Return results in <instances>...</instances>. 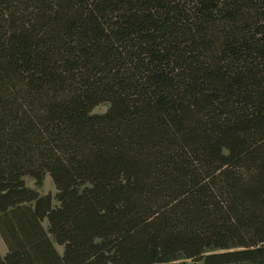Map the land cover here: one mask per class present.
I'll list each match as a JSON object with an SVG mask.
<instances>
[{
  "label": "trees",
  "instance_id": "16d2710c",
  "mask_svg": "<svg viewBox=\"0 0 264 264\" xmlns=\"http://www.w3.org/2000/svg\"><path fill=\"white\" fill-rule=\"evenodd\" d=\"M0 237V264H264V0H0Z\"/></svg>",
  "mask_w": 264,
  "mask_h": 264
},
{
  "label": "rangeland",
  "instance_id": "374dc122",
  "mask_svg": "<svg viewBox=\"0 0 264 264\" xmlns=\"http://www.w3.org/2000/svg\"><path fill=\"white\" fill-rule=\"evenodd\" d=\"M108 111V106L101 105L93 111V114H105ZM26 184L29 188L36 190L40 193L42 196L51 195L52 197H55L57 194V190L52 182V179L49 175L46 176V179L44 181V185L41 188H37L35 186V183L30 178L25 179ZM58 203L54 201V205H57ZM45 226H47V223H45ZM58 251L62 254L63 248L57 246ZM0 254L1 256L5 257L7 254V247L5 246L3 240L0 237Z\"/></svg>",
  "mask_w": 264,
  "mask_h": 264
}]
</instances>
